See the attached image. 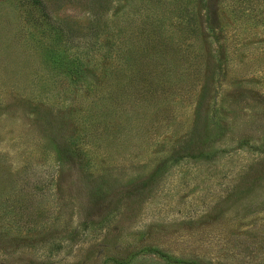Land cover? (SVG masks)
<instances>
[{
    "label": "rangeland",
    "instance_id": "obj_1",
    "mask_svg": "<svg viewBox=\"0 0 264 264\" xmlns=\"http://www.w3.org/2000/svg\"><path fill=\"white\" fill-rule=\"evenodd\" d=\"M30 2L0 0V264H264V0Z\"/></svg>",
    "mask_w": 264,
    "mask_h": 264
},
{
    "label": "trees",
    "instance_id": "obj_2",
    "mask_svg": "<svg viewBox=\"0 0 264 264\" xmlns=\"http://www.w3.org/2000/svg\"><path fill=\"white\" fill-rule=\"evenodd\" d=\"M30 6H31V8H35L39 12L40 11L43 12V22H47L48 24L51 23L49 15L47 13H44L46 6H45L43 0H31ZM29 16L37 23L38 19L33 18L30 14H29ZM159 46H160V44H159ZM54 53H56V52H54ZM147 53H150L149 58L151 57V58L155 59V61L152 60L151 69L147 71L148 76L150 75V78H151L150 81L156 80V81H154V83L157 82V85L162 86L165 84V80L167 79V77H165L164 75L168 74V73L162 72V70H164V68L166 66L160 65V59L163 58V55L161 53H159V49L155 45H153L152 47H149V50H147ZM51 54H52L51 59L53 60V63H55V65L57 67H63L64 70H67V64L69 62H66L67 61L66 59H63L62 57H59L58 55H55L52 52H51ZM141 55H142V52L139 49H137V44L136 45L133 44V46L131 48H129L125 52V54L123 55L124 56L123 61L128 63V64H131V63H134V61L137 60V58H139ZM157 55L162 56V58L161 57L159 58ZM157 57H158V59L156 60ZM73 59L75 61L79 60V59H75V58H73ZM135 63H137V62H135ZM149 87L151 89L152 85L149 84ZM132 89L133 90L137 89V91H138L139 88L132 85ZM126 93L128 94V92H126ZM110 94L115 96V91H112ZM117 94L118 93L116 92V95ZM127 94H126V96H127ZM159 255L162 258H165L168 262H170L172 264H197V262L170 259L166 254H164L162 252H159Z\"/></svg>",
    "mask_w": 264,
    "mask_h": 264
}]
</instances>
